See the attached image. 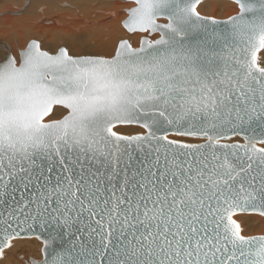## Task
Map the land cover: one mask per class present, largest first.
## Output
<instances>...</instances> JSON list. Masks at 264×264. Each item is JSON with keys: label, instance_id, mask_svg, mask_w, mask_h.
<instances>
[{"label": "snow or ice", "instance_id": "6c2138e0", "mask_svg": "<svg viewBox=\"0 0 264 264\" xmlns=\"http://www.w3.org/2000/svg\"><path fill=\"white\" fill-rule=\"evenodd\" d=\"M111 50L0 49V261L264 264V0H126Z\"/></svg>", "mask_w": 264, "mask_h": 264}, {"label": "bare ground", "instance_id": "6f19581e", "mask_svg": "<svg viewBox=\"0 0 264 264\" xmlns=\"http://www.w3.org/2000/svg\"><path fill=\"white\" fill-rule=\"evenodd\" d=\"M0 0V49L7 45L13 51L25 44L26 39L41 40L45 49L54 48L60 36L82 39L71 42L74 53L111 50L124 30L122 16H114L113 3L127 7L126 0ZM208 0H205L207 3ZM212 7L204 12L226 19L232 14L230 0H211ZM22 8L24 9L21 14ZM21 15L20 17L18 16ZM264 57V51L259 53ZM245 231H264V221L254 218L244 224ZM41 244L37 240L16 242L7 251L0 264H27L30 259L40 260Z\"/></svg>", "mask_w": 264, "mask_h": 264}, {"label": "rangeland", "instance_id": "374dc122", "mask_svg": "<svg viewBox=\"0 0 264 264\" xmlns=\"http://www.w3.org/2000/svg\"><path fill=\"white\" fill-rule=\"evenodd\" d=\"M26 3L29 4V1L26 0ZM23 12H24V9L22 8L21 14H23ZM18 16L20 17L21 15L18 14ZM29 39H35V38H29ZM29 39L27 38L26 41H25V43H26ZM38 40H39V39H38ZM39 41L41 42V40H39Z\"/></svg>", "mask_w": 264, "mask_h": 264}, {"label": "water", "instance_id": "95a60500", "mask_svg": "<svg viewBox=\"0 0 264 264\" xmlns=\"http://www.w3.org/2000/svg\"><path fill=\"white\" fill-rule=\"evenodd\" d=\"M33 260H35V261H38V260H36V259H33V258H32V259H30V261H33ZM27 264H28V263H27Z\"/></svg>", "mask_w": 264, "mask_h": 264}]
</instances>
